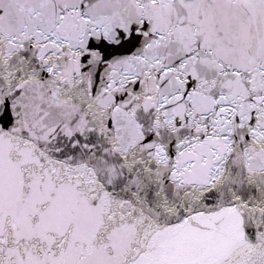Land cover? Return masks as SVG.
I'll return each instance as SVG.
<instances>
[{
  "label": "snow or ice",
  "instance_id": "1",
  "mask_svg": "<svg viewBox=\"0 0 264 264\" xmlns=\"http://www.w3.org/2000/svg\"><path fill=\"white\" fill-rule=\"evenodd\" d=\"M0 264H264V0H0Z\"/></svg>",
  "mask_w": 264,
  "mask_h": 264
}]
</instances>
